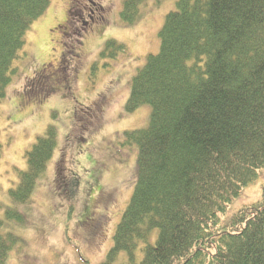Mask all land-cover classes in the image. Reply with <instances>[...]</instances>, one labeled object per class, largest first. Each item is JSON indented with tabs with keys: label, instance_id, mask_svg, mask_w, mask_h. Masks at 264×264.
<instances>
[{
	"label": "trees",
	"instance_id": "obj_1",
	"mask_svg": "<svg viewBox=\"0 0 264 264\" xmlns=\"http://www.w3.org/2000/svg\"><path fill=\"white\" fill-rule=\"evenodd\" d=\"M51 1L0 0V102L17 74L27 33ZM146 3L125 0L122 21L137 22ZM70 6L78 16L69 20L81 19L76 34L82 36L98 19L81 18L72 0ZM96 8L107 24L106 9ZM159 37V53L146 57L131 82L126 112L147 105L151 116L145 129L124 133L123 145L137 148V176L103 264L122 254V264H264V193L259 202L223 216L264 169V0H179ZM65 49L62 61L74 56ZM126 50L111 40L101 57L117 59ZM48 74L37 73L23 96L48 99L56 86ZM76 131L72 135L85 141ZM57 138L49 125L26 152L27 168L9 191L15 204L32 201ZM6 221L23 225L25 216L8 209L0 221V264L24 243L2 232Z\"/></svg>",
	"mask_w": 264,
	"mask_h": 264
},
{
	"label": "rangeland",
	"instance_id": "obj_2",
	"mask_svg": "<svg viewBox=\"0 0 264 264\" xmlns=\"http://www.w3.org/2000/svg\"><path fill=\"white\" fill-rule=\"evenodd\" d=\"M178 1L147 0L143 17L130 25L121 19L125 0H80V5L72 0L87 9L85 19L94 15L99 20L79 36L81 19L75 17L77 10H71V0H52L27 33L22 59L16 62L17 74L0 102V221H5L8 209L25 216L23 225L11 221L2 225V232L24 239L22 249L13 250L6 264L106 261L137 176V148L123 145L124 133L145 129L151 116L147 105L133 114L126 112L131 82L146 57L159 53V33ZM96 4L106 9L107 24L101 22L103 13L96 11ZM74 14L78 22L65 31L69 16L71 19ZM66 33L71 36L66 38ZM111 40L125 44L127 50L117 59L102 58L101 52ZM69 48L74 56L62 61V52L70 53ZM37 73H49L48 80L56 82L51 96L40 102L23 96L29 82L39 77ZM30 94L36 96L32 91ZM49 125L58 132L55 156L32 201L15 204L9 191L18 184V174L27 168L26 152ZM75 131L84 134L85 141L72 135ZM263 189L264 169L229 204L223 216L229 218L259 202ZM92 210L90 219L92 216L86 214ZM97 221L107 234L106 241L91 232ZM125 261L122 254L114 264Z\"/></svg>",
	"mask_w": 264,
	"mask_h": 264
},
{
	"label": "flooded vegetation",
	"instance_id": "obj_3",
	"mask_svg": "<svg viewBox=\"0 0 264 264\" xmlns=\"http://www.w3.org/2000/svg\"><path fill=\"white\" fill-rule=\"evenodd\" d=\"M79 5H80V0H75ZM79 7V9H80V11L81 12H79V13H82V15H80L81 16V18H84V11L85 10H87V9H85V8H83L82 6L80 7V6H78ZM94 19L92 18V21H93ZM67 24L69 25V27H71L72 28V26L74 25V23L73 22H69V20H68V22H67ZM71 25V26H70ZM86 26H88L87 24H85ZM92 215V217L90 218V219H92L93 218V213L91 214ZM90 215V216H91ZM91 232L93 233V232H96L98 235H100L102 238H103V240L104 241H106V236H107V234H106V232H105V230H102V227L100 226V224H94V226H92L91 227ZM100 244H102V243H100ZM99 244V245H100Z\"/></svg>",
	"mask_w": 264,
	"mask_h": 264
},
{
	"label": "bare ground",
	"instance_id": "obj_4",
	"mask_svg": "<svg viewBox=\"0 0 264 264\" xmlns=\"http://www.w3.org/2000/svg\"><path fill=\"white\" fill-rule=\"evenodd\" d=\"M262 170H263V169H262ZM260 171H261V170H260ZM260 171H259V172H260Z\"/></svg>",
	"mask_w": 264,
	"mask_h": 264
}]
</instances>
